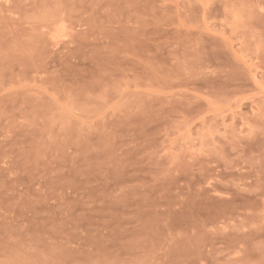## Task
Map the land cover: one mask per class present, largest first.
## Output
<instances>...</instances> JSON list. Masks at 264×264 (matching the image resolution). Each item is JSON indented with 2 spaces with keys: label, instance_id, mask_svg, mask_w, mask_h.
Masks as SVG:
<instances>
[{
  "label": "rangeland",
  "instance_id": "rangeland-1",
  "mask_svg": "<svg viewBox=\"0 0 264 264\" xmlns=\"http://www.w3.org/2000/svg\"><path fill=\"white\" fill-rule=\"evenodd\" d=\"M0 264H264V0H0Z\"/></svg>",
  "mask_w": 264,
  "mask_h": 264
}]
</instances>
